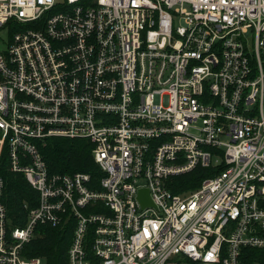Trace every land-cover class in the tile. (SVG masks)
Returning a JSON list of instances; mask_svg holds the SVG:
<instances>
[{
	"label": "built area",
	"instance_id": "1",
	"mask_svg": "<svg viewBox=\"0 0 264 264\" xmlns=\"http://www.w3.org/2000/svg\"><path fill=\"white\" fill-rule=\"evenodd\" d=\"M3 30L0 155L38 203L12 227L0 177V264H48L40 227L71 225L67 264H260L264 0H0ZM50 138L103 176L51 175Z\"/></svg>",
	"mask_w": 264,
	"mask_h": 264
},
{
	"label": "trees",
	"instance_id": "2",
	"mask_svg": "<svg viewBox=\"0 0 264 264\" xmlns=\"http://www.w3.org/2000/svg\"><path fill=\"white\" fill-rule=\"evenodd\" d=\"M13 31H10L12 33ZM93 146L84 139L50 138L42 147V154L47 163L49 173L55 174H90L93 180L100 179L103 174L92 156ZM215 174L213 169L198 168L181 177L187 189H193L200 182ZM0 177L4 181L3 204L6 206L12 227L25 225L29 210L36 207L38 194L21 173H14L10 167L7 146L0 155ZM180 190H175L179 192ZM40 234L30 244L28 255L42 257L48 264H67V251L72 239L73 226L67 230L52 227H40ZM251 263L260 261L264 264V252L251 250ZM259 256H261L259 258Z\"/></svg>",
	"mask_w": 264,
	"mask_h": 264
},
{
	"label": "rangeland",
	"instance_id": "3",
	"mask_svg": "<svg viewBox=\"0 0 264 264\" xmlns=\"http://www.w3.org/2000/svg\"><path fill=\"white\" fill-rule=\"evenodd\" d=\"M9 30L0 31V51H3L7 47V43L11 37Z\"/></svg>",
	"mask_w": 264,
	"mask_h": 264
},
{
	"label": "water",
	"instance_id": "4",
	"mask_svg": "<svg viewBox=\"0 0 264 264\" xmlns=\"http://www.w3.org/2000/svg\"><path fill=\"white\" fill-rule=\"evenodd\" d=\"M140 200L144 207L152 204L147 190H141Z\"/></svg>",
	"mask_w": 264,
	"mask_h": 264
}]
</instances>
